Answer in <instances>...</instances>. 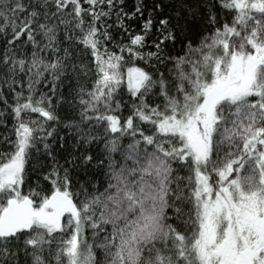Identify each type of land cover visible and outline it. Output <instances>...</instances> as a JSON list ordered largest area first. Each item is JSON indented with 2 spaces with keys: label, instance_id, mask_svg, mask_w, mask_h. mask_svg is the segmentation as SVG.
I'll use <instances>...</instances> for the list:
<instances>
[{
  "label": "snow or ice",
  "instance_id": "obj_1",
  "mask_svg": "<svg viewBox=\"0 0 264 264\" xmlns=\"http://www.w3.org/2000/svg\"><path fill=\"white\" fill-rule=\"evenodd\" d=\"M0 264H264V0H0Z\"/></svg>",
  "mask_w": 264,
  "mask_h": 264
}]
</instances>
